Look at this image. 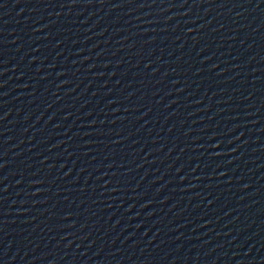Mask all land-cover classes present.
Segmentation results:
<instances>
[{"label":"water","instance_id":"95a60500","mask_svg":"<svg viewBox=\"0 0 264 264\" xmlns=\"http://www.w3.org/2000/svg\"><path fill=\"white\" fill-rule=\"evenodd\" d=\"M0 264H264V0H0Z\"/></svg>","mask_w":264,"mask_h":264}]
</instances>
